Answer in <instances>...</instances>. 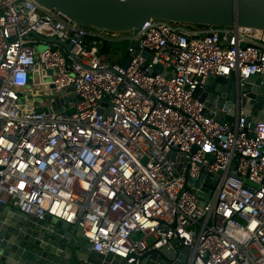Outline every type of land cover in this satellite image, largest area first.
Segmentation results:
<instances>
[{
	"label": "built area",
	"instance_id": "1",
	"mask_svg": "<svg viewBox=\"0 0 264 264\" xmlns=\"http://www.w3.org/2000/svg\"><path fill=\"white\" fill-rule=\"evenodd\" d=\"M126 41L122 62L102 51ZM234 75L232 106L194 97ZM254 75L264 31L151 20L119 34L0 0V205L80 228L92 251L129 264L175 241L188 264H264V122L242 117Z\"/></svg>",
	"mask_w": 264,
	"mask_h": 264
},
{
	"label": "water",
	"instance_id": "2",
	"mask_svg": "<svg viewBox=\"0 0 264 264\" xmlns=\"http://www.w3.org/2000/svg\"><path fill=\"white\" fill-rule=\"evenodd\" d=\"M39 4L66 15L82 28L129 34L138 31L151 20L171 23L224 28H250L264 31V0H36ZM222 40V36L220 37ZM66 49L71 44L49 40ZM132 47L136 43L131 44ZM99 49L100 46H97ZM131 58L125 62L127 68ZM159 71V67L155 69ZM51 74V72H49ZM238 78H210L199 87L194 97L206 102L207 107L217 105L228 108L235 101ZM36 87L27 88L26 96L35 94ZM205 91V93H203ZM248 97L244 104L252 106L253 113L245 114V124L253 128L264 122V76L254 75L241 88ZM72 92L58 93L56 97ZM226 93H231L226 96ZM55 95V92H52ZM21 97H24L21 95ZM228 101L225 103L224 100ZM206 115L220 123L233 124L239 114ZM208 181V179L206 180ZM194 183V180H190ZM216 184V182H214ZM214 186H210L213 189ZM80 228L46 217L36 220L25 217L13 207L0 205V264H129L112 254L102 255L91 250ZM188 250L177 241L170 246L143 255L133 264H188Z\"/></svg>",
	"mask_w": 264,
	"mask_h": 264
},
{
	"label": "rangeland",
	"instance_id": "3",
	"mask_svg": "<svg viewBox=\"0 0 264 264\" xmlns=\"http://www.w3.org/2000/svg\"><path fill=\"white\" fill-rule=\"evenodd\" d=\"M129 42H123L121 44H115L112 47L108 48V53L111 56V60L112 61H118V62H122L123 59L126 57L127 55V50L129 47ZM44 46L40 45L39 50H43ZM46 99V98H45ZM151 241V239H149V242Z\"/></svg>",
	"mask_w": 264,
	"mask_h": 264
},
{
	"label": "trees",
	"instance_id": "4",
	"mask_svg": "<svg viewBox=\"0 0 264 264\" xmlns=\"http://www.w3.org/2000/svg\"><path fill=\"white\" fill-rule=\"evenodd\" d=\"M102 51H103V52L108 51V47L103 48Z\"/></svg>",
	"mask_w": 264,
	"mask_h": 264
}]
</instances>
